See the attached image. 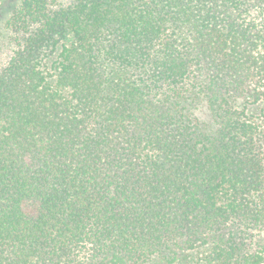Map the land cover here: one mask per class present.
Here are the masks:
<instances>
[{"label":"trees","instance_id":"16d2710c","mask_svg":"<svg viewBox=\"0 0 264 264\" xmlns=\"http://www.w3.org/2000/svg\"><path fill=\"white\" fill-rule=\"evenodd\" d=\"M5 29L0 264H264V0H21Z\"/></svg>","mask_w":264,"mask_h":264},{"label":"rangeland","instance_id":"374dc122","mask_svg":"<svg viewBox=\"0 0 264 264\" xmlns=\"http://www.w3.org/2000/svg\"><path fill=\"white\" fill-rule=\"evenodd\" d=\"M21 0H0V69L6 65L12 55L14 42L9 39L5 24L18 8ZM70 0H51L52 7L67 5ZM196 114L203 123H210L211 116L205 103L198 104Z\"/></svg>","mask_w":264,"mask_h":264}]
</instances>
